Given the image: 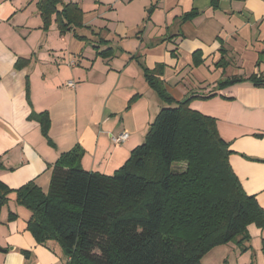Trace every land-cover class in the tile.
I'll use <instances>...</instances> for the list:
<instances>
[{
	"label": "crops",
	"instance_id": "1",
	"mask_svg": "<svg viewBox=\"0 0 264 264\" xmlns=\"http://www.w3.org/2000/svg\"><path fill=\"white\" fill-rule=\"evenodd\" d=\"M69 3L83 8L85 26L62 34L56 15L44 28L38 0H0V180L11 188L35 180L47 191L57 159L76 145L84 151V169L114 173L168 104L145 77V68L161 64L171 96H196L190 106L217 119L231 143L234 171L264 208V86L249 79L264 76V0ZM193 10L199 14L182 18ZM22 58L29 63L19 67ZM221 58L225 65L216 66ZM227 79L237 81L220 87ZM43 111L54 145L35 116ZM123 132L128 138L115 143ZM10 212L18 215L13 221ZM30 217L12 194L0 217V264H65L58 241H36L27 228ZM248 233L241 243L213 248L203 264H264V227L252 223Z\"/></svg>",
	"mask_w": 264,
	"mask_h": 264
},
{
	"label": "trees",
	"instance_id": "2",
	"mask_svg": "<svg viewBox=\"0 0 264 264\" xmlns=\"http://www.w3.org/2000/svg\"><path fill=\"white\" fill-rule=\"evenodd\" d=\"M38 7L45 29L53 15L62 34L85 26V12L78 3L38 0ZM198 14L193 10L182 18ZM223 60L216 66L225 65ZM201 62L195 55V65ZM28 63L22 58L17 66ZM160 68L161 64L154 70L145 68V77L168 104L114 173L84 169V151L76 145L57 159L47 191L35 180L18 188L0 180V215L14 194L16 203L31 211L27 228L36 241H58L65 264H203L213 248L249 239L250 224L264 227V208L234 171L231 143L221 136L217 119L190 106L196 96L182 101L171 96ZM249 79L264 86L263 75ZM231 82L223 80L219 86ZM35 116L54 145L49 113ZM179 164L184 167L177 169ZM17 217L10 212L8 221ZM23 253L29 260L30 252Z\"/></svg>",
	"mask_w": 264,
	"mask_h": 264
},
{
	"label": "built area",
	"instance_id": "3",
	"mask_svg": "<svg viewBox=\"0 0 264 264\" xmlns=\"http://www.w3.org/2000/svg\"><path fill=\"white\" fill-rule=\"evenodd\" d=\"M71 64L74 65L75 62L72 60V61H71ZM67 85L70 86V87H75V86H76V82L73 81V80H69V81L67 82ZM128 136H129V134H128L127 132H123V133H121L120 135L115 136V137L113 138V141H114L115 143H120V142L125 141V140L128 138Z\"/></svg>",
	"mask_w": 264,
	"mask_h": 264
},
{
	"label": "rangeland",
	"instance_id": "4",
	"mask_svg": "<svg viewBox=\"0 0 264 264\" xmlns=\"http://www.w3.org/2000/svg\"><path fill=\"white\" fill-rule=\"evenodd\" d=\"M65 1H67V2H65ZM68 1L70 2V0H63L64 3H69ZM82 1H84V0H82ZM249 67H251V66H249ZM247 69H249L247 66H244L243 68H241L242 73H246V74H247V73H248V72H247ZM175 167H176L177 169H181V168L184 167V164H179V165H176ZM9 202H10V201H9ZM8 204H9V203H8ZM8 204H7V205H8ZM5 206H6V205H5ZM5 206H4V207H5ZM4 207H3V208H4ZM3 208H2V210H3ZM1 213H2V211H1ZM8 216H9V215H8ZM0 217H1V215H0Z\"/></svg>",
	"mask_w": 264,
	"mask_h": 264
},
{
	"label": "water",
	"instance_id": "5",
	"mask_svg": "<svg viewBox=\"0 0 264 264\" xmlns=\"http://www.w3.org/2000/svg\"><path fill=\"white\" fill-rule=\"evenodd\" d=\"M233 81H234V80H233ZM233 81H232V82H233Z\"/></svg>",
	"mask_w": 264,
	"mask_h": 264
}]
</instances>
